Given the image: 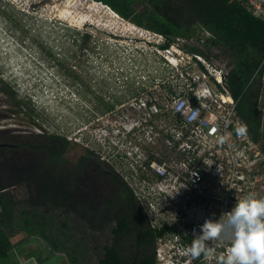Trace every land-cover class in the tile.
I'll return each instance as SVG.
<instances>
[{
    "label": "rangeland",
    "instance_id": "rangeland-1",
    "mask_svg": "<svg viewBox=\"0 0 264 264\" xmlns=\"http://www.w3.org/2000/svg\"><path fill=\"white\" fill-rule=\"evenodd\" d=\"M98 2L0 0V79L24 104L19 110L2 91L0 82V126L11 128L0 133V179L9 183L16 200L27 198L32 192L23 182L16 183L17 174L33 164L29 152L34 153L23 148L27 136L35 138L44 132L65 135L72 142H79L80 148L83 145L101 153L126 181L124 177L132 165L120 166L105 142L121 143L123 139L131 146L135 141L124 135V129L132 125L130 116L137 115L131 104L143 96L164 102L168 98L165 90L173 86L178 92L175 84L180 79L181 84L187 85L197 76L208 81V75L203 77V70L189 56L192 52L186 51L202 47L192 39L199 35L198 31L161 49L160 45L166 42L164 36L121 16L115 17ZM213 54V64L227 62L226 58L216 61L220 59L218 51ZM170 61L179 66L174 67ZM157 142V146L162 144L160 139ZM132 149L133 155L141 152V158L148 159L146 149ZM136 182L142 188L143 180ZM129 183L134 186L135 179ZM46 215L50 220V214ZM54 223L58 250L64 254L51 258L57 264H66L64 258L70 264H98L112 243L108 230L96 232L75 213L63 212L54 217ZM64 223L67 227H63ZM32 236L37 250L38 244L43 243L38 235Z\"/></svg>",
    "mask_w": 264,
    "mask_h": 264
},
{
    "label": "built area",
    "instance_id": "built-area-1",
    "mask_svg": "<svg viewBox=\"0 0 264 264\" xmlns=\"http://www.w3.org/2000/svg\"><path fill=\"white\" fill-rule=\"evenodd\" d=\"M236 1L264 20V0ZM198 32L201 41L210 36L208 31L199 29ZM189 56L200 68V64L204 66L202 74L208 75L209 82L197 76L187 85L181 84L182 79L178 77L180 80L175 86L179 91L169 86L164 102L146 96L139 102H131L137 115L130 116L129 128L122 129L124 135L135 141L131 146L123 139L121 143L115 140L105 143L120 166L132 165L124 179L129 185V180L135 179V185L130 187L152 227L165 230L158 237L159 254L164 253L167 238L176 231L175 238H180L170 251V264H218L216 256L229 246L226 238L205 242L212 250L207 259L203 253L191 257L185 252V246L199 233L205 219H217L236 201L250 194L264 197V148L251 138L247 126L241 136L233 130L239 124H246L237 114V101L227 86L224 66H217L197 53ZM170 63L179 66L176 62ZM259 78L264 80L260 69L252 81ZM220 134H227L224 142L219 141ZM159 139L162 144L157 146ZM146 141L150 144L146 145ZM134 146L146 149L148 159H142L141 152L133 155ZM141 179L142 188L136 182Z\"/></svg>",
    "mask_w": 264,
    "mask_h": 264
},
{
    "label": "trees",
    "instance_id": "trees-1",
    "mask_svg": "<svg viewBox=\"0 0 264 264\" xmlns=\"http://www.w3.org/2000/svg\"><path fill=\"white\" fill-rule=\"evenodd\" d=\"M108 5L122 18L165 37L161 49H168L176 39H188L199 29L208 31L210 36L201 41L198 34L192 39L203 47L186 48L212 61L218 51L220 59L226 58L223 66L227 71L226 83L232 97L237 101V114L246 124L251 138L264 148V80L252 81L254 73L260 69L264 75V20L254 16L246 7L236 0H97ZM144 7V9H142ZM87 37L88 35L85 34ZM204 69V66L201 65ZM2 91L14 105L21 110L24 104L16 99L17 93L5 82ZM56 136V135H53ZM66 144L68 140L63 138ZM50 152L57 158L59 142L54 143ZM71 149H86L72 142ZM9 169L12 166H8ZM27 168V167H26ZM26 170L25 168L23 169ZM17 174L18 182L38 185L37 192H31L27 198L16 200L7 181L0 179V257L7 256L12 248L11 238L18 233L38 235L51 248L60 249L55 232L54 217L65 212L83 216L91 229L111 230L115 234V244L107 246L103 258L98 264H154V256L144 259L127 257L119 251L123 245L121 235L127 231L138 237V245L154 243L165 232L152 227L149 217L127 181L115 173L112 174L113 193L105 197V206L98 210L63 208V194L55 190H44L43 179L31 180L28 173ZM24 172V173H22ZM13 186V185H12ZM100 199V198H99ZM107 205H114L108 208ZM42 208H45L42 210ZM106 211L113 213L110 219L117 224L107 222L95 228V220L101 221ZM50 214V220L46 218ZM92 216V220L89 219ZM67 227V223L63 224ZM78 244V243H77ZM63 246H65L63 244ZM66 247V246H65Z\"/></svg>",
    "mask_w": 264,
    "mask_h": 264
},
{
    "label": "flooded vegetation",
    "instance_id": "flooded-vegetation-1",
    "mask_svg": "<svg viewBox=\"0 0 264 264\" xmlns=\"http://www.w3.org/2000/svg\"><path fill=\"white\" fill-rule=\"evenodd\" d=\"M0 116L2 115L0 114ZM8 129L11 128L0 126V133L9 132ZM14 129L17 130L18 127H14ZM28 133L32 134L31 132ZM29 137L31 136H27L26 146L23 148L28 147L34 153L29 152L33 164L25 168V171H21L28 173L31 180L43 179L42 189L61 192L63 194V200L61 201L63 208L98 210L105 206L104 198L113 193L112 174L115 173L118 177H121L113 170L108 159L101 156V153L95 152L93 148L84 146L86 149L84 152L71 149L69 145L72 140L65 135L53 136L44 132L43 135L34 136L35 138ZM63 138L68 140V144L65 143ZM3 140L7 141L8 138ZM55 142H59L60 149L63 150L57 158L53 157L54 153L50 152L51 148L55 146ZM1 144L0 141V146ZM78 144L80 143L78 142ZM24 184L30 191L37 192L38 185ZM113 206L107 205L108 208ZM113 213L106 211V216L100 222L95 220V228L98 227V224L101 226L107 222L116 226V220L110 219ZM79 218L83 220L84 217L80 216ZM89 219L92 220V216ZM95 231L98 232V229H95ZM108 232L109 239L112 241L109 247L112 248L115 244V234L112 229ZM120 239L123 241V245L122 248L119 247V251L129 258L138 256L140 259H144L153 255L154 264H165L167 262L159 256L157 239L154 243H143L139 246L137 243L138 237L129 231L122 234Z\"/></svg>",
    "mask_w": 264,
    "mask_h": 264
},
{
    "label": "clouds",
    "instance_id": "clouds-1",
    "mask_svg": "<svg viewBox=\"0 0 264 264\" xmlns=\"http://www.w3.org/2000/svg\"><path fill=\"white\" fill-rule=\"evenodd\" d=\"M234 131L237 136L244 135L246 125L239 124ZM226 138L227 134L218 137L220 142ZM199 227V233L184 249L191 257L203 253L204 258H209L212 250L205 242L223 237L229 241V246L216 256L218 264H264V197L250 194L236 201L230 210L221 213L217 219H205ZM168 247L165 246L164 253L159 254L161 259L167 261L165 264L172 261Z\"/></svg>",
    "mask_w": 264,
    "mask_h": 264
},
{
    "label": "crops",
    "instance_id": "crops-1",
    "mask_svg": "<svg viewBox=\"0 0 264 264\" xmlns=\"http://www.w3.org/2000/svg\"><path fill=\"white\" fill-rule=\"evenodd\" d=\"M34 237L28 233H18L11 238L12 248L7 256L0 257V264H57L55 258L64 255L58 249L51 248L42 239L37 238L43 244H38L39 249L34 250ZM68 264L66 258H64ZM70 264V263H69Z\"/></svg>",
    "mask_w": 264,
    "mask_h": 264
},
{
    "label": "bare ground",
    "instance_id": "bare-ground-1",
    "mask_svg": "<svg viewBox=\"0 0 264 264\" xmlns=\"http://www.w3.org/2000/svg\"><path fill=\"white\" fill-rule=\"evenodd\" d=\"M99 3V5H102L103 7H105V8H107L109 11H110V13H112L115 17H119V18H121L114 10H112L108 5H105V4H103V3H101V2H98ZM122 19H124V18H122ZM74 21V20H73ZM80 22V21H79ZM175 236H176V231H173L172 232V234H171V236H170V242H169V250L171 251V250H174L175 248L173 247V245H177V243H178V239L180 238L179 236V238L177 239V238H175Z\"/></svg>",
    "mask_w": 264,
    "mask_h": 264
}]
</instances>
